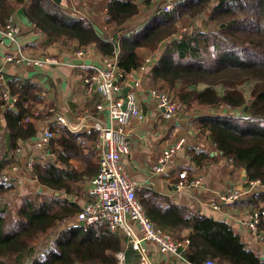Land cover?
Returning a JSON list of instances; mask_svg holds the SVG:
<instances>
[{
	"label": "trees",
	"instance_id": "16d2710c",
	"mask_svg": "<svg viewBox=\"0 0 264 264\" xmlns=\"http://www.w3.org/2000/svg\"><path fill=\"white\" fill-rule=\"evenodd\" d=\"M151 1H106L110 19L103 29L89 19L68 15L59 0H0V29L22 4L28 19L47 39L62 46L76 43L81 50L92 47L105 59L116 53L117 66L125 73L143 64L146 57L137 54L138 48L148 52L154 61L150 82L160 92L173 91L188 108H210L209 114L197 119L199 131L220 157L245 168L247 188L251 181L260 183L243 203L258 214L257 231L263 237L264 0H176L170 11L155 13L142 27H126L142 9L153 6ZM196 19L212 28L179 32L181 24L189 25L183 21ZM5 85L13 100L0 127V175L8 164L18 161L21 142L37 134L34 125L23 120L37 118L34 112L43 101L41 87L30 80L9 77ZM1 96L0 88V105H4ZM50 129L56 137L47 150L54 158L47 163L36 160L31 172L49 193L20 196L16 182L0 179V264H115L119 251H124L125 264H138L122 232L110 231L105 223L85 225L74 220L80 208L67 195L84 177L97 172L95 137L72 135L63 127ZM187 154L198 167L210 158L194 148L187 149ZM72 161L80 162L82 168L76 169ZM136 197L156 228L176 239H189L184 258L190 264L206 260L264 264L261 254L226 221L170 203L149 190L136 192Z\"/></svg>",
	"mask_w": 264,
	"mask_h": 264
},
{
	"label": "crops",
	"instance_id": "0c3cea01",
	"mask_svg": "<svg viewBox=\"0 0 264 264\" xmlns=\"http://www.w3.org/2000/svg\"><path fill=\"white\" fill-rule=\"evenodd\" d=\"M105 1L61 0L59 5L68 15L78 19H89L97 27L103 28V12L107 3ZM147 18H149V22L152 16L147 14ZM12 22L19 29L18 42L21 51L26 56L56 59L61 64L45 65L40 68L7 63L5 56L14 52L15 45L0 35V81L6 83L9 77H16L38 84L41 87L40 96L45 95V97H41L43 101L38 107L40 109L55 107L57 113L65 116L72 123H77L78 118L84 113H89L96 116L101 123L110 125L107 115L105 113L99 115L95 110V105L100 102V98L89 95L80 81L81 75L89 73L91 70L87 66L73 64V61L77 60L74 53L80 50L76 43L62 46L54 39H47L28 19L26 8L22 4L13 12ZM89 48L93 49L92 47ZM136 52L142 58L149 54L142 48H138ZM96 54L94 61L102 63L105 58L97 52ZM150 69H147L135 88L137 105L143 119L142 121L131 120L127 125L129 153L122 158V164L128 176L137 185L136 192L149 190L167 197L170 203L194 209V211L216 220H224L241 234L244 242L250 248L257 250L261 256H264V240H258L246 228L245 221L249 211L243 203L259 188L248 189L245 186V168L234 167L227 159L220 157L210 145L206 134L199 131L197 119L207 115L205 114L207 112L190 109L175 118L163 114L149 94L151 89H156L150 82ZM10 106L11 104L0 105V127L5 125L4 113ZM30 123L36 128L37 134L21 142V154L18 156L16 164L19 170L11 174V180L13 182L22 181L21 185H17V187L24 186L21 188L22 193H49L25 170V162L29 156L44 163L52 161L54 157L35 148L33 142L44 128L59 129L63 126L54 123L49 115L33 118ZM181 140L183 141L181 149L163 165L161 171H157L158 160L162 152ZM189 148L209 153L210 158L203 160V164L198 167L187 154ZM72 164L78 170L82 168L80 162L72 161ZM188 170L192 172L189 180L186 179ZM90 178L84 177V182L87 184L85 194H87ZM197 179L201 180L199 186L190 185L191 181ZM229 186H237V188L243 189L245 191L243 200L233 205H221L219 211L213 210L209 203L223 194ZM24 188H26L25 191ZM260 189L264 190V186ZM72 196L73 194L67 195V198L77 203L81 208L84 204ZM143 245L148 250L154 264H188L181 263L170 255L161 254L152 243L145 242Z\"/></svg>",
	"mask_w": 264,
	"mask_h": 264
},
{
	"label": "built area",
	"instance_id": "2783aa9c",
	"mask_svg": "<svg viewBox=\"0 0 264 264\" xmlns=\"http://www.w3.org/2000/svg\"><path fill=\"white\" fill-rule=\"evenodd\" d=\"M61 1V0H59ZM109 2L110 0H106ZM176 0H152L153 6L158 9L156 14L160 12H168ZM106 9L103 12V29H106V23L109 20ZM129 31L128 33H130ZM0 35L15 45V50L5 56L7 63L15 65H26L31 67H44L45 65L61 64L56 59L33 58L26 56L21 51L18 42L19 29L13 24L10 18L3 29H0ZM76 59L94 60L97 56L96 52L91 48L80 49L74 53ZM117 54L113 58L104 59L98 69L93 66H87L91 71L83 74L80 81L85 91L92 96L100 98V102L95 105L97 114L105 113L110 121V125L101 123L96 116L84 113L78 118L77 123L70 122L65 116L57 113L55 107L34 112V116L49 115L53 122L63 126L70 134H85L94 136V149L98 168L96 174L90 178L87 190V200L75 215L76 224L91 225L95 223H105L110 231L122 232L136 252L138 264H154L148 250L143 243L149 242L156 246L158 251L164 255H170L181 263L189 262L184 258V253L189 246V239H176L168 233L160 231L146 216L143 206L136 197L137 185L131 179L122 164V158L129 153V140L126 128L131 120L142 121L143 115L139 111L136 100L135 88L139 84L141 77L150 69L153 60L147 56L143 64L137 71L125 73L117 66ZM129 82H133L134 86H129ZM124 87H129L125 100L120 96ZM150 97H152L158 108L163 114L169 117H178L181 113L188 110V106L171 95L151 89ZM41 97H45L42 94ZM1 100L4 105H9L11 98L6 86L2 87ZM123 104H125L123 109ZM31 118H25L23 123H30ZM56 137V134L49 128H44L34 139L35 148L44 151L45 154L54 157L47 149L50 141ZM183 141H179L174 146L164 150L159 157L157 171H161L171 157L181 149ZM21 151L18 150L17 157ZM36 159L27 157L25 162V170L32 175V168ZM231 163V161H228ZM19 167L11 165L2 171L0 179L4 183L11 182V174L17 172ZM33 176V175H32ZM34 179V178H33ZM35 180V179H34ZM19 186L21 180H16ZM181 185V183H179ZM201 180L191 181L190 185L199 186ZM260 183L258 181L249 182L251 188H256ZM245 196L243 189L237 186H229L225 192L217 199L212 200L209 204L213 210L219 211L221 205H232ZM259 216L256 212H248L245 225L248 231L258 240L263 241L257 231ZM115 264H125L124 251L115 254ZM202 264H219L213 260H206Z\"/></svg>",
	"mask_w": 264,
	"mask_h": 264
},
{
	"label": "rangeland",
	"instance_id": "374dc122",
	"mask_svg": "<svg viewBox=\"0 0 264 264\" xmlns=\"http://www.w3.org/2000/svg\"><path fill=\"white\" fill-rule=\"evenodd\" d=\"M106 2V1H105ZM156 4L152 7H147L146 9H142L141 13L136 17L134 18L131 22H129L127 24L126 27H137V28H140L142 27V25H144L145 23L148 22V19L147 18V14L151 16H153L156 12V10L158 9V7H155ZM151 11V12H150ZM12 18V17H11ZM204 19H206V14L204 15ZM184 24H189L187 26H184L183 24H181L179 26V32H187V33H191L192 31H194L195 29H208V28H212V25L206 23V22H203L202 19H196L195 21L193 22H189L188 21H183ZM175 37H178V35L176 34ZM160 54V50L157 52V54H155V56L157 57L158 55ZM3 86H6L5 83L1 82L0 81V88L2 89ZM155 89V88H154ZM165 93L171 95L174 99H176L175 95H174V92L172 91H166ZM13 100V99H12ZM11 100V101H12ZM177 100V99H176ZM50 108V107H48ZM191 108L193 111H198V112H207L205 114H208L211 112L210 108H207L206 106H196V105H193L192 107H189ZM188 108V110H190ZM202 108V109H201ZM41 109H38L36 111H39ZM200 110V111H199ZM35 111V112H36ZM237 114V113H235ZM41 116V115H40ZM39 117V116H38ZM239 117V116H238ZM21 148V147H19ZM96 157V156H95ZM15 161V160H14ZM12 161V163L8 164L3 170H5L6 168H8L9 166L11 165H16L17 164V161ZM2 170V171H3ZM1 171V172H2ZM85 181V180H84ZM83 181V183H78L77 186H76V189H74V193H73V198H77L78 201L82 204H84V202L86 201V194H85V190H86V187H87V184ZM24 187V186H22ZM22 187H17V192L20 196L22 195H25V193H22L21 192V188ZM259 185L256 187L258 188ZM33 189V187H30ZM24 191L26 190V188L23 189ZM20 192V193H19ZM33 193V192H31ZM82 206V205H81Z\"/></svg>",
	"mask_w": 264,
	"mask_h": 264
},
{
	"label": "water",
	"instance_id": "95a60500",
	"mask_svg": "<svg viewBox=\"0 0 264 264\" xmlns=\"http://www.w3.org/2000/svg\"><path fill=\"white\" fill-rule=\"evenodd\" d=\"M73 64L76 66L83 65V66H93V67L98 68V69L102 68L101 63H99L98 61L91 60V59H84V60L77 59V60L73 61ZM129 86H134V83L129 82ZM128 90H129V87H124L120 93V96H122L124 98V100H125V96H126ZM124 106H125V104H123V109H124ZM240 115H241V112L238 111L236 116H240ZM55 195L58 196L59 193H56ZM260 258H261V260H264V256H261Z\"/></svg>",
	"mask_w": 264,
	"mask_h": 264
}]
</instances>
